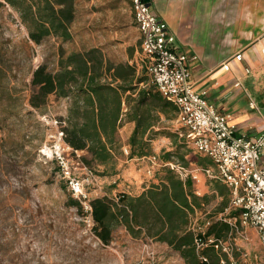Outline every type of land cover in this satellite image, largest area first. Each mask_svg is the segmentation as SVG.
<instances>
[{
	"label": "rangeland",
	"instance_id": "obj_1",
	"mask_svg": "<svg viewBox=\"0 0 264 264\" xmlns=\"http://www.w3.org/2000/svg\"><path fill=\"white\" fill-rule=\"evenodd\" d=\"M214 29L215 34L221 35L214 48L226 54L222 61H228L239 46L236 34H230L231 28ZM72 32L73 39L68 42L50 37L41 45L29 42L28 46L27 29L18 13L8 5L0 8V264H184L179 252L148 238L135 240L125 230L117 232L110 245H104L93 233V221L73 203L75 198L68 183V176L85 177L77 164L80 155L65 145L61 134L64 125L59 120L67 116L70 99L51 95L48 106L33 114L21 107L18 96H29L34 69L40 64H46L50 70L57 68L61 43L68 52L99 47L114 62L136 64L140 75L149 81L141 64V35L130 0H77ZM231 64L243 71L245 60H233ZM251 68L248 76L255 78L259 65ZM260 77L264 86V75ZM242 81L245 83L246 79ZM151 85L145 82L138 87L143 90ZM127 107L128 104L124 109ZM171 115L174 119L175 113ZM165 125L177 128L176 122L168 121L167 116ZM123 132L124 144L128 134ZM172 150L184 154L187 160L196 158V150L183 141ZM121 152L119 157L125 159V151ZM198 159L203 165H214L209 157L200 155ZM129 165L130 162L124 163L120 168ZM164 167L171 168L168 164L155 165L144 177L155 178V170ZM104 179L107 183L112 181ZM99 183L100 179L87 187L90 199L96 196L93 188ZM244 231L248 240L235 234L241 251L248 252L243 264H264V249L256 229L246 227ZM240 254L235 253L237 257Z\"/></svg>",
	"mask_w": 264,
	"mask_h": 264
},
{
	"label": "trees",
	"instance_id": "obj_2",
	"mask_svg": "<svg viewBox=\"0 0 264 264\" xmlns=\"http://www.w3.org/2000/svg\"><path fill=\"white\" fill-rule=\"evenodd\" d=\"M6 5L18 13L27 29L25 43L28 46L29 42L41 45L50 37L62 42L73 39L77 0H0V8ZM136 73V64L114 62L99 47L68 52L61 43L57 68L50 70L46 64H40L32 72L29 96L19 95L18 99L28 114L43 111L51 95L70 99L67 116L59 120L64 125V142L74 153L87 149L93 160L104 164L113 159L107 144L113 145L124 113L137 122L131 143L142 148L143 143L138 138L150 126L152 110L159 109L167 116L175 112V107L154 85H151L154 88L140 90L137 100L127 94L147 79L140 76L135 81ZM124 101L131 106L126 111ZM172 155V151L167 152V157ZM80 161L92 167L86 156H80ZM199 200L190 178L183 180L173 169L163 168L160 183L152 184L140 195L120 193L117 200L106 196L91 199L92 230L104 245H110L114 231L125 226L134 238L145 236L167 242L179 251L186 264H201L202 255L208 257L211 264H219L220 256L214 254V249L207 246L198 250L195 239L212 235L226 238L231 226L226 222H215L205 234L197 235L187 230L189 215L200 206ZM73 203L82 210L78 200L73 199Z\"/></svg>",
	"mask_w": 264,
	"mask_h": 264
},
{
	"label": "crops",
	"instance_id": "obj_3",
	"mask_svg": "<svg viewBox=\"0 0 264 264\" xmlns=\"http://www.w3.org/2000/svg\"><path fill=\"white\" fill-rule=\"evenodd\" d=\"M150 1L155 14L167 23L170 31L176 36L180 48L198 56L192 70V81L195 87L209 90V99L221 110L231 114L232 121L237 124L239 132H248L250 134L259 132L264 126V86L260 84V81H262L260 76L264 75V0ZM214 28H231L230 34H236V41L239 46L237 49L234 48L228 58H232L236 54H233L234 51L242 52L245 67L250 66L251 68V66L259 65V74L255 78H249L248 76L251 74L252 68L249 74H245L241 71L242 67L238 66H233L232 71H225L222 68V64L226 62L222 61L226 58V54L214 48V44L219 43V39H221V35L215 34ZM234 28H236V31ZM141 43L142 41L140 40V45ZM127 62L134 64L130 61ZM143 70L145 71L144 68ZM139 71L137 68L135 81L142 76ZM227 72L230 75L226 74ZM146 76L148 75L146 74ZM237 78L242 82V87L240 88H234L233 86L234 80ZM243 78L246 79L245 83L242 81ZM145 82L150 85V78L149 81L146 79L139 84L143 85ZM152 87L154 88V86H150V88ZM140 90L141 88L137 87L133 91L135 94H132V97H135L134 95L139 97ZM155 91L157 90L155 89ZM229 93L230 95H228ZM137 99L135 98V100ZM125 105L124 101L123 106ZM130 108L131 106L127 107L126 110ZM126 110L124 109V111ZM173 113H175L174 119L171 114L167 116L159 109L156 111L152 110L149 120L150 126L138 138L143 143L142 148L133 145L130 141L136 128V120L123 115L113 145L106 143L107 148L113 154V159L108 163L103 164L93 160L87 149L77 151L80 156H86L92 163V168L94 167L93 169L97 170V182L100 179L101 184H97L93 189L96 196L91 199L106 196L117 200L120 193H127L132 196L140 195L152 184L160 183V177L163 174L162 168L161 171L160 169L155 170L156 179L152 177L146 178L144 177L146 171L151 172L155 165L178 164L187 168L188 173L181 174L177 170H173L183 180L190 178L192 189L200 197V206L196 207L193 213H190L189 224L185 228L192 230L197 235L198 233L205 234L209 226L215 222H226L230 225V222H235V218L238 215L237 211L229 209L231 189L223 181L210 177L203 171L207 167L214 169L215 165L199 163L198 156L202 154L196 151L194 152L196 158L187 160L183 156L184 154H175L176 152L172 150L178 148L179 143L182 141L191 147L190 144L178 136L176 127L172 129L165 125L166 116L168 121L175 122L176 110ZM124 130L127 131L128 142L123 144ZM103 140L105 141L104 137ZM121 150L126 153L125 159L119 157V154H122ZM169 151L173 153L171 157H167V152ZM183 158L185 161H183ZM129 162V167L126 169L120 168L124 163ZM261 165L264 167V155ZM105 177L112 178V181L107 183L106 181L108 180H105ZM128 182L132 184L129 185ZM122 230H125L130 235L125 226H119L113 233V240L115 239V234L122 232ZM140 238L151 239L175 250L167 242L157 241L145 236ZM134 239L137 240L139 238ZM213 249L214 254L219 255L221 259L220 253L215 248ZM223 256L225 257V255ZM182 260L186 264L183 257Z\"/></svg>",
	"mask_w": 264,
	"mask_h": 264
},
{
	"label": "built area",
	"instance_id": "obj_4",
	"mask_svg": "<svg viewBox=\"0 0 264 264\" xmlns=\"http://www.w3.org/2000/svg\"><path fill=\"white\" fill-rule=\"evenodd\" d=\"M130 7L141 35V64L158 92L175 107L176 133L197 153L213 161L215 168L207 167L203 171L229 186V209L238 212L235 222H230L231 232L226 239L214 236L197 238V248H215L222 256L220 264H243L248 252L241 251L235 234L248 240L244 230L253 227L264 249V167L261 165L264 126L255 134L239 133L231 114L221 110L209 99V90L195 87L192 70L198 56L180 48L176 36L167 23L155 14L148 0H130ZM233 60L243 61V53H236L222 64V68L232 71ZM243 72L249 74L250 66L244 67ZM233 86L242 87L239 78L234 80ZM61 134L64 139L62 130ZM77 164L82 167L85 177L68 176L69 187L73 197L80 202L82 210L92 221L91 191L87 187L96 185L97 179L91 168L81 161H77ZM170 166L181 174L188 173L187 168L181 165ZM236 251H240L239 257L235 255ZM200 258L201 264H211L208 257L202 255Z\"/></svg>",
	"mask_w": 264,
	"mask_h": 264
},
{
	"label": "water",
	"instance_id": "obj_5",
	"mask_svg": "<svg viewBox=\"0 0 264 264\" xmlns=\"http://www.w3.org/2000/svg\"><path fill=\"white\" fill-rule=\"evenodd\" d=\"M148 2H149V4H151V1L150 0H148Z\"/></svg>",
	"mask_w": 264,
	"mask_h": 264
}]
</instances>
